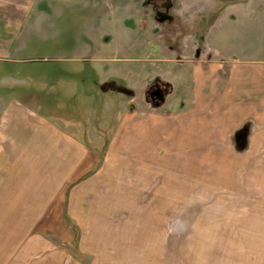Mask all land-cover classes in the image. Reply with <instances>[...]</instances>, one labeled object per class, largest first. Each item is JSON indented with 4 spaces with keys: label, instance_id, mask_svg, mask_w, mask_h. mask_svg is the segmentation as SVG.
<instances>
[{
    "label": "rangeland",
    "instance_id": "rangeland-1",
    "mask_svg": "<svg viewBox=\"0 0 264 264\" xmlns=\"http://www.w3.org/2000/svg\"><path fill=\"white\" fill-rule=\"evenodd\" d=\"M33 1L0 56V122L24 145L0 152V264H264V138L250 153L243 131L232 152L194 154L179 169L107 152L124 111L167 103L163 71L264 64V0ZM33 118L99 140L95 168L55 184L54 168L71 163L29 148Z\"/></svg>",
    "mask_w": 264,
    "mask_h": 264
},
{
    "label": "crops",
    "instance_id": "crops-1",
    "mask_svg": "<svg viewBox=\"0 0 264 264\" xmlns=\"http://www.w3.org/2000/svg\"><path fill=\"white\" fill-rule=\"evenodd\" d=\"M14 2L8 7L10 10L6 8L8 12L5 13V2L0 0L1 57H5L17 43L16 36H12V32H16L13 28L20 29L37 6L33 0ZM3 28L9 30L7 35L2 31ZM171 68L159 74L163 83L161 86L166 88L168 84L170 87L169 98L165 96L166 101L169 99L167 103L155 107L153 111L147 108L124 111L119 123L108 136L110 141L107 152L110 155L138 154L141 168L147 171L164 168L165 161L177 164L172 168L179 169L180 163L191 161L194 154L232 152L231 146L242 144L240 134L243 131L248 134L245 141L247 149L244 151H257L256 148L261 146L260 141L264 138V64L245 67L222 60H189ZM129 74L132 77L130 70ZM113 97L115 99L116 95ZM19 119L27 120L24 112L20 111ZM97 119L92 118L89 124ZM110 119H106L107 122L115 124V116ZM30 121L25 125L31 124L30 127L39 131L37 134L40 137L37 139L38 145L29 148H35L37 152L44 151L43 154L50 156H65L64 162L71 163L69 167L67 164L64 168H54V174L50 177H54L55 184H67L70 176L82 177L84 172L88 173L95 168L97 163L92 166L90 164L94 163L95 157L88 155L101 153L99 140L94 141L90 136L88 139L84 133L75 130L71 132L67 127L63 131L49 121L44 123L34 118ZM22 127L24 131L30 128ZM87 129L96 128L89 125ZM20 146L24 145H13V139L5 130V119L2 118L0 152L11 153L13 147ZM84 155L87 157L84 158ZM85 161L88 165H85ZM9 165L6 162V170ZM69 168L70 172L67 170ZM27 173L30 177V172ZM17 174L14 172V176Z\"/></svg>",
    "mask_w": 264,
    "mask_h": 264
},
{
    "label": "flooded vegetation",
    "instance_id": "flooded-vegetation-1",
    "mask_svg": "<svg viewBox=\"0 0 264 264\" xmlns=\"http://www.w3.org/2000/svg\"><path fill=\"white\" fill-rule=\"evenodd\" d=\"M163 94V90L157 86L153 87L152 91H150V95L153 98V100L158 99V97H161Z\"/></svg>",
    "mask_w": 264,
    "mask_h": 264
},
{
    "label": "trees",
    "instance_id": "trees-1",
    "mask_svg": "<svg viewBox=\"0 0 264 264\" xmlns=\"http://www.w3.org/2000/svg\"><path fill=\"white\" fill-rule=\"evenodd\" d=\"M65 217H66V221H67L69 224H71V226H73L72 223H71V221H70V219L68 218V216L66 215Z\"/></svg>",
    "mask_w": 264,
    "mask_h": 264
}]
</instances>
